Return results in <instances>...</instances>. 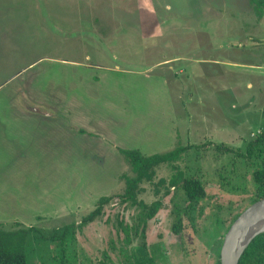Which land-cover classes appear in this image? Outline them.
Segmentation results:
<instances>
[{"label":"rangeland","instance_id":"rangeland-1","mask_svg":"<svg viewBox=\"0 0 264 264\" xmlns=\"http://www.w3.org/2000/svg\"><path fill=\"white\" fill-rule=\"evenodd\" d=\"M261 45L264 14L249 0H0V224L47 237L74 225L64 252L31 233L28 264H216L231 223L264 198L252 178L264 145L248 152L264 119L197 103V92L264 78V64L229 58L249 50L257 63ZM187 145L199 147L140 184L138 202L161 201L143 237L138 206L115 197L133 175L120 151ZM177 172L206 193L178 216L175 204L188 207L169 181ZM102 196L113 200L80 227ZM118 219L132 226L128 244Z\"/></svg>","mask_w":264,"mask_h":264},{"label":"trees","instance_id":"trees-1","mask_svg":"<svg viewBox=\"0 0 264 264\" xmlns=\"http://www.w3.org/2000/svg\"><path fill=\"white\" fill-rule=\"evenodd\" d=\"M249 3L253 6L255 14L260 17L264 14V0H249ZM264 145V127H262L260 133L249 143L248 152L251 153V149L254 146H263ZM199 147L196 145H187L179 146L171 151L164 153H155L149 156L143 155L137 149H123L121 154L124 156L125 160L128 162L131 168L132 176L122 175L124 180L125 187L122 194L115 196L119 197V204L129 205V206H138V222L135 227V232L137 231L138 226L142 231L149 219H152L158 209L161 206V201L156 200L151 204H146L143 202L137 201V194L140 190V184L144 181H151L155 176L157 166L161 164H167V162L175 161L180 154L187 151L190 148ZM217 149H222L226 152H230V149L217 145ZM239 156H242L239 154ZM253 183L255 184L257 190L259 191V197H262V191L264 188V162L253 170L252 173ZM170 184L174 189L181 190V195H183V204L187 203L185 207L181 208L180 206L174 205L173 210L178 216L183 209L187 211L197 202L199 198H202L206 193L204 189V184L202 180L198 177H183L179 172L173 175L169 180ZM170 191V190H169ZM168 192V191H167ZM112 196H102L98 199L96 207L87 214L78 224L80 227L86 225L95 220L97 216L103 213V208L106 204L111 202L113 199ZM116 218H119L117 216ZM118 225L120 230L126 236L125 243H130L129 231L132 230V226H128L123 223L122 220L118 219ZM74 225L65 226L63 232L59 235L56 232L51 234L49 237L43 235L39 230L33 227H18L17 229L8 230L2 227L0 224V264H28L27 252H26V240L31 233H36L34 238L44 241H53L59 242L62 245V252L65 251L63 245L65 244L66 238L70 233V229H73ZM130 228V230H128ZM182 231V221L179 217L178 220L174 223L173 232L178 234ZM216 264H220L219 254ZM238 264H264V232L258 234L253 238L247 248L244 250L241 255Z\"/></svg>","mask_w":264,"mask_h":264},{"label":"crops","instance_id":"crops-1","mask_svg":"<svg viewBox=\"0 0 264 264\" xmlns=\"http://www.w3.org/2000/svg\"><path fill=\"white\" fill-rule=\"evenodd\" d=\"M242 35H243V33H241L240 37H242ZM252 48L256 52L255 54L259 56L258 57L259 62L252 63V61H250V63H249V60L252 59V55H251L249 50H245V51H241V52L239 51V52L230 53V54H232V56H229L230 64L232 63L235 66L245 67V68H249L252 70L261 69V64H264V60H263L264 46H262V45L259 46L258 50H256L257 46L252 47ZM260 61H261V63H260ZM223 67H226V66L223 65ZM249 75L250 76H248V79L245 83V86H243L241 81L239 83H235V81H233L231 79V81L235 85L234 86L235 88L233 91H230L229 94L227 93V90H222V91L218 92L219 94H216V95H218V97L216 96V97L210 99L211 98V90H209V91H198L197 92V101H198L197 103H201V99L205 100L206 98H209V100H208L209 102L203 101V103H207L208 105H213V106H217L218 104H221L220 108L221 107H224V108L227 107V110H225V111L229 112V114L242 113L245 111L246 112L250 111L251 120H256V119L258 120L259 118L264 119V114H263L264 113V78L257 79L255 77H259V76H254V75H256L254 73H251ZM225 81H226V83H225L224 89H233V86H231L229 84L228 80L225 79ZM243 91L245 92V94L242 93ZM186 96H187V94H186ZM256 106L258 107L257 110L255 109ZM248 117H249V115H248ZM245 121L246 120L243 119L242 122L244 123ZM235 123H237V122H235ZM238 126H240V124H238V125L235 124L234 128L237 129ZM256 127L262 128L264 126L260 125V126H256ZM258 128H257V130H258Z\"/></svg>","mask_w":264,"mask_h":264},{"label":"water","instance_id":"water-1","mask_svg":"<svg viewBox=\"0 0 264 264\" xmlns=\"http://www.w3.org/2000/svg\"><path fill=\"white\" fill-rule=\"evenodd\" d=\"M264 211V198L258 199L245 208L231 223L224 234L219 250L220 264H238L244 250L255 236L264 232V224L248 234L249 226L258 213Z\"/></svg>","mask_w":264,"mask_h":264},{"label":"bare ground","instance_id":"bare-ground-1","mask_svg":"<svg viewBox=\"0 0 264 264\" xmlns=\"http://www.w3.org/2000/svg\"><path fill=\"white\" fill-rule=\"evenodd\" d=\"M264 224V211L261 213H258L256 215V218L252 220L249 229H248V234L254 232L255 230L259 229V226Z\"/></svg>","mask_w":264,"mask_h":264}]
</instances>
